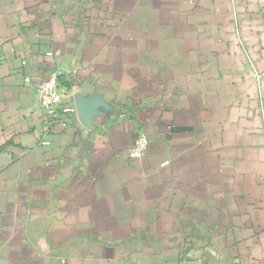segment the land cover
Listing matches in <instances>:
<instances>
[{
    "label": "crops",
    "instance_id": "1",
    "mask_svg": "<svg viewBox=\"0 0 264 264\" xmlns=\"http://www.w3.org/2000/svg\"><path fill=\"white\" fill-rule=\"evenodd\" d=\"M0 264H264V0H0Z\"/></svg>",
    "mask_w": 264,
    "mask_h": 264
},
{
    "label": "built area",
    "instance_id": "2",
    "mask_svg": "<svg viewBox=\"0 0 264 264\" xmlns=\"http://www.w3.org/2000/svg\"><path fill=\"white\" fill-rule=\"evenodd\" d=\"M51 54V53H50ZM25 62V61H24ZM257 79L262 77V73L259 71L254 73ZM27 81H30L29 76L26 77ZM70 91L66 86L61 85L59 81V72H53L50 76L41 82L39 86L40 103L43 109L46 111L48 117H56L58 109L62 101L68 98ZM68 113H75L76 109L73 105H69L65 109ZM44 144H49L45 141ZM150 139L146 133H140L134 140V143L129 151V157L132 160H142L149 150Z\"/></svg>",
    "mask_w": 264,
    "mask_h": 264
}]
</instances>
